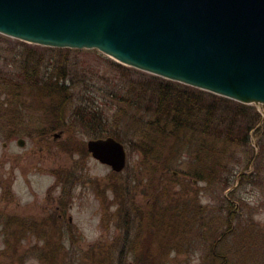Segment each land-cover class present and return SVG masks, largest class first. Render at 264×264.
I'll list each match as a JSON object with an SVG mask.
<instances>
[{
	"label": "rangeland",
	"instance_id": "obj_1",
	"mask_svg": "<svg viewBox=\"0 0 264 264\" xmlns=\"http://www.w3.org/2000/svg\"><path fill=\"white\" fill-rule=\"evenodd\" d=\"M24 73L47 77L45 84L63 80L61 96L42 99L22 85ZM177 84L95 49L47 47L0 34V264H48L52 251L57 264H136V256L137 264H264V107ZM178 102H188L197 127L206 120L207 106L212 127L231 122L232 130L242 129L254 111L262 121L247 145L238 139L244 135L231 134L235 142L228 143L224 169L198 181L188 173L193 156L221 153L219 145L210 152L199 129L173 143L150 126L165 120ZM57 108L69 131L43 136ZM80 116L121 137L127 157L121 172L87 152V141L96 138L76 120ZM143 135L148 141L162 138L151 145L152 156L143 153ZM258 153L260 175L251 179ZM158 154L163 161H156ZM250 161L246 175L226 189L220 174ZM54 175L62 182L58 188H51ZM60 193L71 204L67 217L73 223L62 234L64 247L44 248L42 231L26 237L20 225H9L21 223L9 219L13 214H42L48 194Z\"/></svg>",
	"mask_w": 264,
	"mask_h": 264
},
{
	"label": "water",
	"instance_id": "obj_2",
	"mask_svg": "<svg viewBox=\"0 0 264 264\" xmlns=\"http://www.w3.org/2000/svg\"><path fill=\"white\" fill-rule=\"evenodd\" d=\"M0 34L96 49L122 65L264 107V0H0ZM86 147L113 172L124 169L121 142L96 138Z\"/></svg>",
	"mask_w": 264,
	"mask_h": 264
},
{
	"label": "trees",
	"instance_id": "obj_3",
	"mask_svg": "<svg viewBox=\"0 0 264 264\" xmlns=\"http://www.w3.org/2000/svg\"><path fill=\"white\" fill-rule=\"evenodd\" d=\"M21 79H23L22 85L25 86V88H28L30 91L34 90V92L39 93V95H41V98L46 100V101H47V99H52L53 97H55V95L58 96L62 92L63 87L65 86L63 84L64 83L63 80H61L59 78H54L52 82L50 81L52 84H48V83L45 84L43 82V80L48 79L47 77L43 78V77H38V76H34L31 74H27V73L25 74L24 73V75H21ZM17 81H20V78L18 77V75H17ZM179 84L180 83H178L177 85H179ZM181 85H184V84H181ZM184 86L189 88L190 90L196 89V88L191 87V86H187V85H184ZM44 92H46V94H44ZM204 92H206V91H204ZM204 92H202V93H204ZM207 93H209V92H207ZM208 95L209 96L211 95L214 97L216 96L215 94H212V93H209ZM60 96H61V94H60ZM219 97H221V96H219ZM221 98L228 100V98H224V97H221ZM7 101H11V100H7ZM184 103H188V102H178V105L174 109L172 108V112L165 114L166 115L165 120H162L161 118L154 119V120H152V123H150V126L151 125L156 126L157 131L163 133L165 135L164 137H167V136L172 137L173 143L178 141L180 136H181V138H183L185 136H188V134L189 135L193 134V132H195V130L199 129L203 133L202 145L206 146L207 148L211 147L210 152H214L216 146L219 145V147L222 149L221 153L207 154V152L205 151L203 159L200 155L193 156V158H192V165H191L192 168L188 172L189 176L194 178V179H197L198 181L208 180L210 178V176H212L215 173V170H218L223 166L222 162H224L225 157H226V151L229 148L228 143L230 141H234V139H232L231 134L237 133V135H239V136L241 134L244 135L243 138H241V139L238 138V139H239L240 143H242L243 145H247L249 142V139H248L249 133L251 131L256 130L257 125L262 121V119H261L260 114L257 113L256 111H254L253 117L251 120H249V122H247L246 127L240 126L242 129L232 130L231 129L232 128L231 122H229V124L223 123V126L220 124H217V125H215V127H212V126H210V122H211L210 119L211 118L208 116V114H209L208 110L211 107L207 106L206 107L207 110L205 113L206 120L204 122H202V124L199 125L200 127H197L196 124L193 123V118L190 115L191 113H190L189 108H188L189 104L184 105ZM6 104L12 106V104L10 102L6 103ZM240 106L242 108L246 107V106H242V105H240ZM18 108H21V107L18 106ZM41 108L43 109L42 106H41ZM77 109H79V107ZM57 110H58V108H57ZM52 111H54V110H52ZM79 111L80 110H78L76 113H80ZM54 114L57 117L51 118L50 120H52V121L49 122V124H48L49 128L44 129L43 131L49 133L51 131L64 129L66 132H68L69 129H66L64 127L66 121L64 120V118H62L61 112H59V110H58V113L55 112ZM89 116L90 115L88 114V117ZM75 118L76 117H74V120H75ZM77 119H79L78 121H79L80 125L89 131V133L91 134V137L97 138V137H102V136L106 135V136L112 137L115 140L120 142L121 137L119 135L114 134V132H108L105 130V128H101V124H99L100 127L99 126L93 127L90 120L83 119L82 116H80V118H76V120ZM163 122L165 124H163ZM218 125H220V126H218ZM45 130H47V131H45ZM16 132H18V131H16ZM8 134L11 136V135L15 134V132L9 131ZM45 134H47V133H45ZM215 138H217V139L214 140ZM161 139H154L153 141L152 140L148 141V135H143V139H142L143 145H144L143 153L145 155L150 154L152 156L153 147L151 145L157 144V146H158V144L161 142ZM145 141H147V142H145ZM202 150H203V147H202ZM262 153H258L257 161L255 163H252L253 173L250 175L251 179H255L256 177H258L260 175V171L258 170L257 164H258V160H259ZM217 154H219V159H217L215 161V156ZM199 157H201V158H199ZM252 157H254V156H252ZM161 159H162V156L160 154H158L156 156V161L157 162L163 161ZM201 159H202V161H201ZM199 161L201 163H198ZM248 163L249 164L247 166L238 165L236 169H232L231 171L226 172L225 174H222V175L220 174V182L224 185V187H226V189H228L232 185V182H236L238 177L242 178L246 175V174H244V172L249 168V165H251L250 164L251 161ZM194 165H196V166H194ZM223 169H224V166H223ZM231 193L232 192H230L229 194H231ZM222 199L225 200V202L228 204V206L230 208H233V207L235 208V205H233L232 202H230V200H228V197L222 196ZM19 236L22 237L21 233H19ZM20 237L19 238L17 237L16 241L19 240ZM14 238H16V236ZM54 254L55 253L53 251L47 252V257H50L49 263L47 262L48 264H57V261L59 260V258L54 261L53 260ZM135 258H136L135 262L137 264V260H139V258H137V256ZM222 264H225V262L224 263L222 262Z\"/></svg>",
	"mask_w": 264,
	"mask_h": 264
},
{
	"label": "flooded vegetation",
	"instance_id": "obj_4",
	"mask_svg": "<svg viewBox=\"0 0 264 264\" xmlns=\"http://www.w3.org/2000/svg\"><path fill=\"white\" fill-rule=\"evenodd\" d=\"M65 133L66 131L64 129H59V130L51 131L47 134L43 133L42 135L44 136V135L52 134V137H54L55 134H59L58 137H61ZM41 138L43 137L41 136ZM53 177L54 180H53V184L51 185V188L60 187V184H62V182L59 180V177H57L56 175H54ZM48 198L50 199V203L47 204V202H45L44 208L46 206L47 207L42 212V214H38V216L33 214H29V215L25 214L22 216L13 214L12 216L9 217V219H12V221H16V220L21 221V223L13 222V223H9V225L12 227H15L16 224L20 225L22 229L26 230V237L34 236V235L38 236L39 235L38 232L42 231V236L39 239V241L44 248L54 247L58 245L59 246L62 245V247H64V243H63L64 237L62 234L63 232L65 233V231L70 230L69 227L72 226L73 224L71 216L67 217V212L70 209L71 204L66 203L65 196L61 193L58 196H53L51 194H48ZM65 218H67V222ZM65 228H67L68 230H66ZM47 231H49L50 233H46ZM51 231L54 233V235L51 234ZM46 234H48L50 238H47ZM52 236H57L58 238L55 239L52 238ZM72 249H75V247H73Z\"/></svg>",
	"mask_w": 264,
	"mask_h": 264
}]
</instances>
